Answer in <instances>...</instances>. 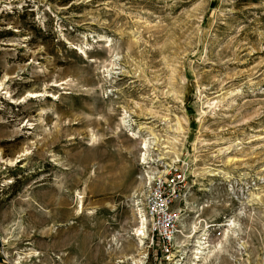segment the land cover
Listing matches in <instances>:
<instances>
[{"label":"rangeland","instance_id":"obj_1","mask_svg":"<svg viewBox=\"0 0 264 264\" xmlns=\"http://www.w3.org/2000/svg\"><path fill=\"white\" fill-rule=\"evenodd\" d=\"M0 264H264V0H0Z\"/></svg>","mask_w":264,"mask_h":264},{"label":"built area","instance_id":"obj_2","mask_svg":"<svg viewBox=\"0 0 264 264\" xmlns=\"http://www.w3.org/2000/svg\"><path fill=\"white\" fill-rule=\"evenodd\" d=\"M186 178V170L181 165H173L168 173L158 175L151 182L144 197V212L150 219L151 232L161 238L164 253L173 249L178 230V214L173 206L185 187ZM202 237L208 239L209 233Z\"/></svg>","mask_w":264,"mask_h":264},{"label":"bare ground","instance_id":"obj_3","mask_svg":"<svg viewBox=\"0 0 264 264\" xmlns=\"http://www.w3.org/2000/svg\"><path fill=\"white\" fill-rule=\"evenodd\" d=\"M145 149V148H144ZM144 214H145V212H144ZM139 224H140V226L138 227V230H140V234H144V229H145V226H146V218L144 217V215L143 214H141V219H140V222H139ZM199 243V247H197V248H199V249H202V248H204L203 246H201L204 242H198Z\"/></svg>","mask_w":264,"mask_h":264}]
</instances>
